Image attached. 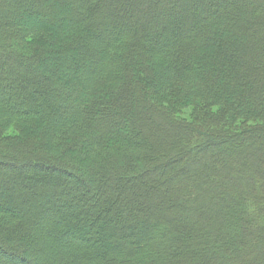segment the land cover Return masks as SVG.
Here are the masks:
<instances>
[{"label":"trees","instance_id":"16d2710c","mask_svg":"<svg viewBox=\"0 0 264 264\" xmlns=\"http://www.w3.org/2000/svg\"><path fill=\"white\" fill-rule=\"evenodd\" d=\"M3 93L0 264H264V0H0Z\"/></svg>","mask_w":264,"mask_h":264},{"label":"rangeland","instance_id":"374dc122","mask_svg":"<svg viewBox=\"0 0 264 264\" xmlns=\"http://www.w3.org/2000/svg\"><path fill=\"white\" fill-rule=\"evenodd\" d=\"M28 22H30V21H28ZM113 25V24H112ZM11 79H10V81H13V77L11 76L10 77ZM0 99H2L4 102L7 100V101H11V99H9V96H8V94H6V93H3V94H1L0 95ZM169 99L171 100V95H170V97H169ZM168 100V96L166 97V101ZM22 101H23V99H22ZM11 104L13 105L14 104V102H11ZM168 106V105H167ZM175 108L176 109H178V110H180L181 112H184L185 114H187L189 111H191L192 109V107H190V106H186V107H179V106H175ZM191 109V110H190ZM214 110V108L213 107H211L210 109H209V111H213ZM122 130H124V127L121 129V131ZM125 131V130H124ZM246 146H248V145H246ZM200 158V157H199ZM0 169L1 170H5V171H9V172H12V173H17V172H29V171H31V170H34L35 168L33 167H31V165H24L21 169L19 168V169H17L16 168V166H14V165H6V164H4V163H1L0 162ZM43 170H46V169H43ZM46 172H50V173H53V174H58V175H61V176H63L61 173H59V172H57V171H53V170H46ZM68 180H69V182H70V184H69V188H70V191L71 190H74L75 188H80V189H82V187H79V186H77V183H75V181L72 179V177H70V178H68ZM19 182H21V183H25L24 182V180L23 181H21V180H19ZM26 190V187L24 188L23 187V190ZM2 192L3 193H5L6 195L7 194H9L10 193V189H7V188H5V189H0V194H2ZM52 202H56V203H59L60 202V200H58L57 198L56 199H53L52 200ZM26 205V203L24 202V204H22V206L23 207H26L25 206ZM6 209L7 210H9V211H14V212H16L17 210L15 209V208H8V207H6ZM58 211V210H57ZM57 211H55L54 210V208H51V206H50V204H48V206L44 209V208H37V212H36V214L34 215V220L35 221H39V220H41L42 219V217H44V218H50L51 216L52 217H56V216H59L60 215V212H57ZM63 214L62 215H64V213H66L67 212V208L65 207V206H63L62 207V210H60ZM84 240H88V239H84ZM70 241H71V239H70ZM41 258H42V256H41ZM43 264L44 263H46V260L44 261V259L42 258L41 260H40ZM48 261V260H47ZM9 264H15L14 262H12V260L10 259V261L8 262ZM21 264V263H20Z\"/></svg>","mask_w":264,"mask_h":264}]
</instances>
